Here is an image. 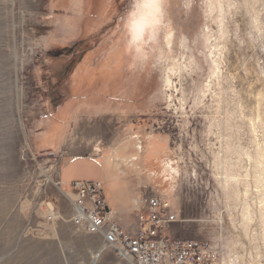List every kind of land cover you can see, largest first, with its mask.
Segmentation results:
<instances>
[{"label":"rangeland","instance_id":"rangeland-1","mask_svg":"<svg viewBox=\"0 0 264 264\" xmlns=\"http://www.w3.org/2000/svg\"><path fill=\"white\" fill-rule=\"evenodd\" d=\"M136 1L0 0V264H135L72 219L77 194L60 178L69 158L113 148L142 166L136 215L159 195L178 217L167 233L209 241L211 264L235 241L241 264H264L262 231L233 228L215 164L236 160L230 143L264 144V0H223L220 80L210 0H164L141 39ZM172 58L182 69L166 87Z\"/></svg>","mask_w":264,"mask_h":264},{"label":"built area","instance_id":"built-area-1","mask_svg":"<svg viewBox=\"0 0 264 264\" xmlns=\"http://www.w3.org/2000/svg\"><path fill=\"white\" fill-rule=\"evenodd\" d=\"M72 185L77 194L75 221L88 233L102 235L119 256L135 264H211L215 259L217 252L209 241L167 233L178 217L159 195L147 196L131 231L114 219L101 182L78 180Z\"/></svg>","mask_w":264,"mask_h":264},{"label":"bare ground","instance_id":"bare-ground-1","mask_svg":"<svg viewBox=\"0 0 264 264\" xmlns=\"http://www.w3.org/2000/svg\"><path fill=\"white\" fill-rule=\"evenodd\" d=\"M163 2L164 0L136 1V8L131 15V33L134 39H141L147 25H157V23L161 21L160 13L163 9ZM209 4V12L212 15L214 14L213 20L217 22L218 29L213 30L208 24L209 26L207 25L208 29L206 32V40L210 50L209 56L211 58V73L215 78L220 80L223 64L224 5L223 0H210ZM166 38L167 44L171 45L172 32H168ZM183 66L186 67L187 64ZM181 69L182 63L180 60L172 58L171 63L167 64V72L165 76L166 87L171 86L173 73H176ZM168 97L172 98V94H168ZM235 146H233L232 143L228 144V148H233L235 150V154H237L236 160H231L226 156H223V159L220 157L215 161L217 167L220 168V175L218 179L223 193L225 194L226 209L229 210L233 228L241 230L242 233L249 238L255 237L252 235V228L255 223H258V226L263 234L262 238L264 243V144L256 145L254 151L251 149L253 152H243L236 149ZM233 149H230V151ZM244 156H246L247 160L251 164L253 163L252 167L244 169ZM168 161L169 160L166 159L165 162L168 163ZM174 170L177 172L179 171L178 165H176ZM48 205L50 211H52L54 209L53 205L50 203ZM77 218V214L75 213L72 219L77 220ZM236 244L237 242L235 241L233 246L236 247ZM235 247L231 249L229 255H227L225 259L227 264H241L242 254L235 251ZM102 250L103 248L100 249V251L98 250L99 252L96 256H98ZM257 264L263 263L258 262Z\"/></svg>","mask_w":264,"mask_h":264},{"label":"crops","instance_id":"crops-1","mask_svg":"<svg viewBox=\"0 0 264 264\" xmlns=\"http://www.w3.org/2000/svg\"><path fill=\"white\" fill-rule=\"evenodd\" d=\"M93 167L97 168L98 177L90 178L85 174H88V168ZM141 168L142 166L139 171L137 170L134 158L126 151L113 148L104 155H81L69 158L61 168L60 178L63 187L66 183L71 186V190L74 181L101 182L114 219L123 227L133 231L138 215L136 211L141 203ZM130 178L135 184L128 185Z\"/></svg>","mask_w":264,"mask_h":264}]
</instances>
